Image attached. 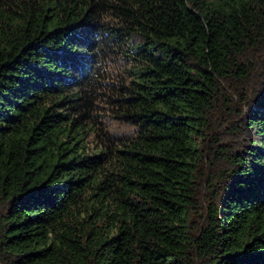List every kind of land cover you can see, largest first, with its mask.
Returning a JSON list of instances; mask_svg holds the SVG:
<instances>
[{
    "label": "trees",
    "instance_id": "obj_1",
    "mask_svg": "<svg viewBox=\"0 0 264 264\" xmlns=\"http://www.w3.org/2000/svg\"><path fill=\"white\" fill-rule=\"evenodd\" d=\"M0 264H264V0H0Z\"/></svg>",
    "mask_w": 264,
    "mask_h": 264
},
{
    "label": "rangeland",
    "instance_id": "obj_2",
    "mask_svg": "<svg viewBox=\"0 0 264 264\" xmlns=\"http://www.w3.org/2000/svg\"><path fill=\"white\" fill-rule=\"evenodd\" d=\"M112 69V70H111ZM111 69L108 67L107 73L105 74L106 76L112 72H115L116 74L119 73L117 67L115 66H111ZM123 69L121 68L120 71H122ZM108 127H110L111 131H114L117 134H125V132H128V130L130 129V127L128 128L127 126L123 125L120 121H117L116 119H111Z\"/></svg>",
    "mask_w": 264,
    "mask_h": 264
}]
</instances>
